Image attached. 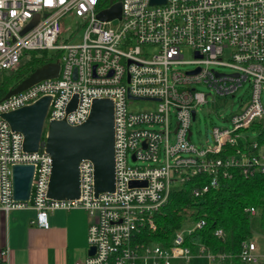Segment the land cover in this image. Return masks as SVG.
Instances as JSON below:
<instances>
[{"label": "built area", "instance_id": "obj_1", "mask_svg": "<svg viewBox=\"0 0 264 264\" xmlns=\"http://www.w3.org/2000/svg\"><path fill=\"white\" fill-rule=\"evenodd\" d=\"M115 1L0 0V75L31 50L55 52L61 65L57 77L0 99V210L31 205L37 210L35 223L47 226L57 209H85L92 218L87 249L94 247L95 252L75 264L190 263L198 255L209 264H235L233 253H214L205 245L193 251L184 245L204 220L176 231L169 246L140 241L137 234L145 227L156 230L154 214L171 189L195 175L211 177L195 188L197 196L235 171L245 177L264 173V0H120L121 17L101 19L99 13ZM68 14L77 18L82 38L62 43V21ZM36 15L37 22L24 31ZM185 49L192 50L193 58H184ZM244 87L247 97H240L231 126H215L212 140L194 143L192 123L198 110L215 105L218 98L235 97ZM47 95L51 99L41 145L26 151L23 133L3 114ZM98 98H110L114 105V190L96 195L94 165L84 159L79 196L52 198L47 125L63 119L81 124ZM134 100L157 105L132 110ZM23 163L34 165L27 201L13 195L12 167ZM133 181L143 184L131 185ZM247 212L255 214L256 209L251 206ZM216 234L222 237L223 229ZM262 257L258 235L243 241L240 262L264 264ZM0 264H9L8 248L2 250Z\"/></svg>", "mask_w": 264, "mask_h": 264}, {"label": "water", "instance_id": "obj_2", "mask_svg": "<svg viewBox=\"0 0 264 264\" xmlns=\"http://www.w3.org/2000/svg\"><path fill=\"white\" fill-rule=\"evenodd\" d=\"M166 0H151L154 4ZM122 5L115 1L111 8L102 10L99 17L109 20L120 18ZM38 20V15L24 29L26 31ZM59 62H49L37 68L15 87L8 90L4 98L43 79L57 77ZM131 96V95H129ZM50 96H43L32 104L22 106L3 114L14 130L24 135V149L37 151L41 145ZM75 100L69 109L74 108ZM45 150L52 158V169L48 194L55 199H74L80 194V171L82 160L89 159L94 165L95 193L113 191L115 187V149H114V105L110 98L95 99L88 118L81 124L71 125L66 120H51L47 125ZM33 164H16L12 167L13 195L16 200L27 201L31 195ZM133 181L131 185H141ZM95 248H89L93 254Z\"/></svg>", "mask_w": 264, "mask_h": 264}, {"label": "trees", "instance_id": "obj_3", "mask_svg": "<svg viewBox=\"0 0 264 264\" xmlns=\"http://www.w3.org/2000/svg\"><path fill=\"white\" fill-rule=\"evenodd\" d=\"M24 56L29 57L1 72L0 99L37 68L60 59L57 53L46 49L27 51ZM210 178L198 174L173 187L168 200L154 214L156 230L140 229V241L169 246L176 231L204 220L203 227L186 236L184 245L193 251L198 245H205L214 253L230 252L235 255V264H246L238 259L243 241L258 234L264 237V173L245 177L235 171L229 178H222L218 187L196 196L195 188L208 183ZM251 206L255 207V214L247 212ZM217 229H223L222 237L216 234ZM262 253L264 260L263 250Z\"/></svg>", "mask_w": 264, "mask_h": 264}, {"label": "crops", "instance_id": "obj_4", "mask_svg": "<svg viewBox=\"0 0 264 264\" xmlns=\"http://www.w3.org/2000/svg\"><path fill=\"white\" fill-rule=\"evenodd\" d=\"M33 206L0 210V255L9 249V264H75L88 254L91 216L83 208L57 209L47 226L35 223ZM174 264H186L176 259Z\"/></svg>", "mask_w": 264, "mask_h": 264}, {"label": "rangeland", "instance_id": "obj_5", "mask_svg": "<svg viewBox=\"0 0 264 264\" xmlns=\"http://www.w3.org/2000/svg\"><path fill=\"white\" fill-rule=\"evenodd\" d=\"M62 33L59 42H76L80 41L82 38V31H80L77 26V18L71 14L66 15L62 21ZM118 21L114 20V24H117ZM29 56H24L22 61L26 60ZM184 58L191 59L193 58V52L191 49H185ZM184 69L192 68L191 65H185ZM222 71H229L227 67H220ZM200 89L208 91L209 89L204 85H199ZM240 97L246 99L247 93L244 88L239 89L236 92L235 97H221L218 98L216 104L205 105L200 108L197 112V117L192 123L193 131V142L201 145L202 143L209 142L212 140V130L215 126H224L230 127L231 122L229 118L233 113L238 111L240 105ZM157 102L149 100H134L130 104V109L132 110H145L152 107H155ZM211 109V113L209 112ZM228 119V120H226ZM251 136H256V132L250 133ZM258 239L261 245V249L264 251V237H260L258 234ZM186 264H209V260L206 256H194L190 263Z\"/></svg>", "mask_w": 264, "mask_h": 264}]
</instances>
